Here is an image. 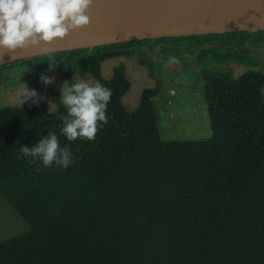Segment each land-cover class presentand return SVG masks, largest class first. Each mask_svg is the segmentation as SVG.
I'll return each mask as SVG.
<instances>
[{"label": "trees", "instance_id": "16d2710c", "mask_svg": "<svg viewBox=\"0 0 264 264\" xmlns=\"http://www.w3.org/2000/svg\"><path fill=\"white\" fill-rule=\"evenodd\" d=\"M260 42L261 32L205 34L13 61L37 82L63 67V84L74 83L75 74L89 76L112 96L108 123L94 141L69 142L61 134L67 110L54 95L56 110L45 115L31 101L21 109L0 107V199L27 226L0 242V264H264V74L204 73L211 137L200 141L161 139L152 104L160 84L143 89L138 106L127 111L125 67H115L108 80L101 76L102 62L158 46L176 57L199 48V61L210 54L256 68L258 61L240 49ZM49 63H57L54 71ZM50 131L72 150L75 163L67 169L20 158V146Z\"/></svg>", "mask_w": 264, "mask_h": 264}, {"label": "rangeland", "instance_id": "374dc122", "mask_svg": "<svg viewBox=\"0 0 264 264\" xmlns=\"http://www.w3.org/2000/svg\"><path fill=\"white\" fill-rule=\"evenodd\" d=\"M166 50L165 46H158L152 51L135 49L128 57L109 59L101 64V76L105 80L111 78L115 67H125L130 88L121 102L127 111H133L138 106L143 89L160 84V93L152 99V104L159 118L163 141H200L211 137L207 106L202 94L204 73L222 72L237 77L246 70L255 69L264 74V42L240 49L258 61L256 68L235 62L214 61L210 54L199 61V48L193 54H182L180 57L163 54ZM8 64L9 67L0 68V107L23 108L24 103L20 102L18 93L24 83L29 90H36L42 114L54 112L56 104L51 96L60 100L63 85L61 79L65 69L58 68L51 75L55 76V82L45 85L42 81H35L32 70L13 62ZM170 65L174 70L167 73L166 69ZM72 80L74 83L78 80L95 82L89 76L80 77L77 74ZM26 230L23 219L0 199V242Z\"/></svg>", "mask_w": 264, "mask_h": 264}, {"label": "clouds", "instance_id": "9594fccd", "mask_svg": "<svg viewBox=\"0 0 264 264\" xmlns=\"http://www.w3.org/2000/svg\"><path fill=\"white\" fill-rule=\"evenodd\" d=\"M94 0H0V52L13 55L17 49L51 43L63 39L70 31L90 24L87 14ZM57 63H49L54 71ZM45 85L55 82V76L41 74ZM66 116H61L63 127L60 132L69 142L77 139L94 141L100 129L108 123L107 106L112 92L99 82L78 80L61 87ZM20 102L39 103L36 90H29L23 83L18 93ZM20 158L28 163H42L45 168L53 166L67 169L75 163L68 145L61 147L55 132H48L33 146L22 145Z\"/></svg>", "mask_w": 264, "mask_h": 264}, {"label": "water", "instance_id": "95a60500", "mask_svg": "<svg viewBox=\"0 0 264 264\" xmlns=\"http://www.w3.org/2000/svg\"><path fill=\"white\" fill-rule=\"evenodd\" d=\"M90 24L63 39L0 52V65L63 50L169 37L261 32L264 0H94ZM174 68L170 65L166 72Z\"/></svg>", "mask_w": 264, "mask_h": 264}]
</instances>
